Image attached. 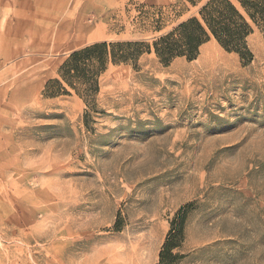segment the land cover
Returning <instances> with one entry per match:
<instances>
[{
	"label": "rangeland",
	"instance_id": "374dc122",
	"mask_svg": "<svg viewBox=\"0 0 264 264\" xmlns=\"http://www.w3.org/2000/svg\"><path fill=\"white\" fill-rule=\"evenodd\" d=\"M192 1L0 0V264H160L167 239L163 264H264L260 29L249 64L210 40L109 65L87 124L45 91L71 52L151 39Z\"/></svg>",
	"mask_w": 264,
	"mask_h": 264
},
{
	"label": "trees",
	"instance_id": "16d2710c",
	"mask_svg": "<svg viewBox=\"0 0 264 264\" xmlns=\"http://www.w3.org/2000/svg\"><path fill=\"white\" fill-rule=\"evenodd\" d=\"M189 3L197 4L192 0ZM160 20L161 17L155 23ZM252 26L264 33V0H206L196 16L151 39L97 42L71 52L59 67L58 78L49 81L45 91L53 97L68 94L67 89L73 91L86 106L84 119L87 124L88 111L97 113L95 98L99 93V79L109 65H135L144 54L153 55L163 66L176 59L190 62L210 40L224 51L237 55L243 64H249L253 56L246 38L252 33ZM161 30L160 25L154 27L156 33ZM172 248L167 239L160 253V264Z\"/></svg>",
	"mask_w": 264,
	"mask_h": 264
},
{
	"label": "bare ground",
	"instance_id": "6f19581e",
	"mask_svg": "<svg viewBox=\"0 0 264 264\" xmlns=\"http://www.w3.org/2000/svg\"><path fill=\"white\" fill-rule=\"evenodd\" d=\"M226 61H227V59L225 58V57H217V59L215 58L214 60H213V62H221V64H226Z\"/></svg>",
	"mask_w": 264,
	"mask_h": 264
}]
</instances>
